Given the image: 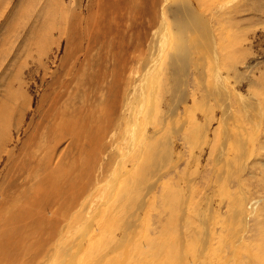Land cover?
<instances>
[{
	"label": "rangeland",
	"instance_id": "374dc122",
	"mask_svg": "<svg viewBox=\"0 0 264 264\" xmlns=\"http://www.w3.org/2000/svg\"><path fill=\"white\" fill-rule=\"evenodd\" d=\"M66 254L264 264V0H0V264Z\"/></svg>",
	"mask_w": 264,
	"mask_h": 264
},
{
	"label": "bare ground",
	"instance_id": "6f19581e",
	"mask_svg": "<svg viewBox=\"0 0 264 264\" xmlns=\"http://www.w3.org/2000/svg\"><path fill=\"white\" fill-rule=\"evenodd\" d=\"M195 40V39H194ZM193 44V43H192ZM195 44V43H194ZM196 51V50H195ZM185 67V66H184ZM187 83V82H186ZM183 84H185L184 82H183ZM144 86V85H143ZM187 87H188V85H187ZM183 89H185V87H184V85H183ZM182 89V90H183ZM167 92H169L170 90H166ZM171 92V91H170ZM179 92H180V90H179ZM173 92H171V95L168 97V95H167V99L165 98L164 100H167L166 102H164V104H165V107H166V105L168 106V109L166 110L165 109V111H160L161 112V115H163V116H169V115H172V113L174 112V111H176L177 109H179L178 107L179 106H183V108L185 109V106L183 105V101L182 100H184V99H187V97H190V95L187 93V92H184V90L183 91H181L180 93H178V95H175V94H172ZM158 96H160V95H158ZM160 99V98H159ZM144 99H142V101H143ZM185 101V100H184ZM156 102V105H157V101H155ZM154 102V103H155ZM153 103V102H152ZM155 105V104H154ZM155 108H156V106H155ZM154 111V110H153ZM151 112V111H150ZM159 112V111H158ZM157 112V113H158ZM184 114V113H183ZM130 116V115H129ZM161 117V116H160ZM183 117V116H182ZM129 120V119H128ZM128 120H127V122H128ZM164 125V124H163ZM169 126V125H168ZM137 128V127H136ZM143 130V129H142ZM156 131H160V130H158V128H156L155 129V132ZM171 131V130H170ZM133 136H135V134H132ZM137 137V136H136ZM134 138V137H133ZM135 139V138H134ZM130 140H131V138H130ZM131 142H133L132 140H131ZM134 143V142H133ZM131 146V145H130ZM128 151V150H127ZM139 153H138V155H137V157L138 158H141V159H139V160H141V161H139L140 163H139V165L141 166V164H144V161H145V159L147 160L148 158H146V156H147V153L148 152H145V151H142V150H140V151H138ZM137 153V152H136ZM135 154V153H134ZM148 157V156H147ZM138 162V161H137ZM118 164V163H117ZM138 165V166H139ZM160 166V165H159ZM123 175V174H122ZM121 175V176H122ZM131 176V175H130ZM131 179V178H130ZM130 179H125V180H123V183L121 184V188L123 189V190H125L126 189V192H128V190L130 189ZM113 180V179H112ZM111 180V181H112ZM115 181V180H114ZM113 188V187H112ZM113 191V190H112ZM118 194V193H117ZM120 195V194H119ZM121 196V195H120ZM162 199V198H161ZM164 200H166V198H164ZM163 202V201H162ZM131 204V203H130ZM110 206V205H109ZM120 206V205H119ZM111 207H113L112 205H111ZM169 210V209H168ZM110 212H112L111 210H109ZM107 213V214H105V215H103V216H101L104 220H106V219H109L110 217H111V213ZM98 214V213H97ZM115 214V213H114ZM99 215V214H98ZM97 215V216H98ZM95 216V215H94ZM96 216V217H97ZM115 216V215H114ZM112 217V218H115V217ZM93 218V217H92ZM103 219H101V221L99 222L100 224H102V220ZM111 220V219H110ZM113 221H111V223H112ZM103 225V224H102ZM110 226V225H109ZM113 226V225H112ZM105 228V227H104ZM143 228V227H142ZM148 228V227H147ZM106 230V229H105ZM149 230V229H148ZM147 230V231H148ZM55 231V230H54ZM104 231V230H103ZM147 231H145V232H147ZM144 232V233H145ZM102 235H103V233H102ZM99 237V236H98ZM92 239V238H91ZM162 239H164V237L162 238ZM167 239V238H166ZM169 239V238H168ZM167 239V240H168ZM122 243V242H121ZM123 244V243H122ZM90 245V244H89ZM124 245V244H123ZM159 245H160V242H159ZM91 246V245H90ZM98 246H99V244H98ZM89 247V246H88ZM121 247H123V246H121ZM152 247V246H151ZM155 247V246H154ZM135 249H136V247H135ZM89 250H90V248H89ZM92 250V249H91ZM90 250V251H91ZM78 251V250H77ZM85 251V250H84ZM117 252H118V250H116ZM154 251V250H153ZM89 252V251H88ZM88 252H85V253H88ZM61 253V252H60ZM99 254V253H98ZM140 253H139V251H137V255H139ZM56 255V254H55ZM61 255H62V253H61ZM61 255H59V257L61 256ZM102 255V254H101ZM107 255V256H106ZM158 255V254H157ZM173 255V254H172ZM83 256V255H82ZM84 256H85V258L84 257H80L79 259H77V257H74V259H73V261H72V263L71 264H76L75 262V260H77L78 261V263L80 264L81 263V261L83 260V262L81 263V264H94V262H95V259H94V257L92 256L91 257V255H85L84 254ZM106 258L108 257L109 259V264L111 263V264H153L154 263V256H150L149 257V259L148 260H142V259H134L133 258V260H131V258L133 257V256H122V257H120V258H115V257H113V256H110V255H108V254H105L104 255ZM110 256V257H109ZM170 256V255H169ZM66 257H67V254L65 255V257H64V262H66L65 264H69V262L67 261V260H65L66 259ZM112 257V258H111ZM139 257V256H138ZM56 258V257H55ZM63 258V257H62ZM124 258L127 260V262H125L124 261ZM129 258H130V260H129ZM167 258V257H166ZM170 258H173V257H170ZM57 259H59V258H57ZM99 259H102V257L101 258H98V260ZM103 260H105V259H103ZM62 261V262H63ZM103 262V261H102ZM101 262V263H102ZM163 262V261H162ZM161 262V263H162ZM35 264H38V263H36L35 262ZM64 264V263H63ZM102 264H105L104 262L102 263ZM108 264V263H107Z\"/></svg>",
	"mask_w": 264,
	"mask_h": 264
}]
</instances>
